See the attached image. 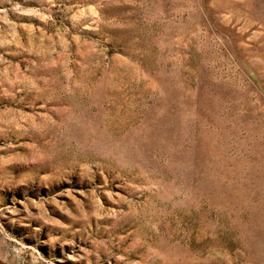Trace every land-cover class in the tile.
Listing matches in <instances>:
<instances>
[{
  "label": "rangeland",
  "instance_id": "rangeland-1",
  "mask_svg": "<svg viewBox=\"0 0 264 264\" xmlns=\"http://www.w3.org/2000/svg\"><path fill=\"white\" fill-rule=\"evenodd\" d=\"M0 264H264V0H0Z\"/></svg>",
  "mask_w": 264,
  "mask_h": 264
}]
</instances>
